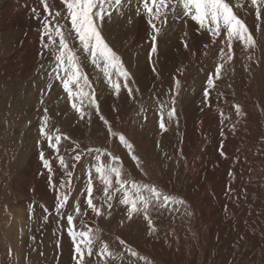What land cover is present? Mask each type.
I'll return each mask as SVG.
<instances>
[{"label": "rangeland", "instance_id": "374dc122", "mask_svg": "<svg viewBox=\"0 0 264 264\" xmlns=\"http://www.w3.org/2000/svg\"><path fill=\"white\" fill-rule=\"evenodd\" d=\"M9 1L0 0V264H78L76 241L65 218L77 201L100 241L109 251L122 253L116 259L99 257L98 244L97 254L85 257L89 264H264V8L258 20L251 0H226L249 28L255 45L233 40V58L225 60L229 49L223 31L224 38L214 39L190 17L177 18L170 11L166 23L157 21L161 31L153 41L142 8L143 27L132 30L138 0H125L105 18L101 34L129 77L125 81L113 72L110 80L101 70L103 64L93 65L74 42L71 46L78 49L89 81L84 89L88 97L81 103L68 96L53 74V56L43 47L47 37L41 39L46 13L40 0H16L17 11L6 15V27L3 13ZM48 2L53 13L61 11V0ZM61 22L70 27V21ZM192 31H198L199 38L192 37L186 52L181 51ZM31 37L36 39L34 62L5 71L1 65L24 50ZM221 63L216 87L206 98L207 79ZM114 83L120 84L119 90ZM30 87L34 98L26 100ZM173 108L175 115L169 117ZM161 117L166 130L159 127ZM42 127L53 137L62 135L59 154L49 148ZM121 135L127 144L120 141ZM97 148L103 163L119 164L122 178L172 197L166 206L150 208L151 225L143 213L128 219L130 205L121 203L123 194L115 191L110 202L102 191H94V202L103 206L100 215L87 208L89 172L94 188L103 187L95 173ZM76 154L80 161L74 160ZM58 155L64 156L67 169ZM19 178L24 184L17 183ZM112 179L115 186V176ZM62 194L69 200L58 214ZM14 222L23 226L13 231ZM76 226L79 229V217ZM129 247L138 255L132 256Z\"/></svg>", "mask_w": 264, "mask_h": 264}, {"label": "snow or ice", "instance_id": "6c2138e0", "mask_svg": "<svg viewBox=\"0 0 264 264\" xmlns=\"http://www.w3.org/2000/svg\"><path fill=\"white\" fill-rule=\"evenodd\" d=\"M43 5L46 15L41 19L40 13L33 9L35 17L41 19L42 22V37H47V42L43 44V47L48 48L54 59L53 74L57 80L63 84L64 90L68 96L72 99L79 98L81 103L88 97V93L84 90L85 86L89 85L87 75L82 72L80 56L77 55V48L71 46L74 42L78 41L80 48L83 52L88 53L91 58V63L97 67L103 64L102 71L105 76L111 80L112 73L115 72L117 77H124L127 81L129 72L124 68L123 62L120 57L109 47L105 38L101 34L102 24L105 18H110L114 11L121 8L125 0H61V11L50 10L48 0H40ZM251 4L255 6L256 18L259 20L261 16V9L264 8V0H251ZM181 8V11L177 12V7ZM142 14L147 17V22L153 29V41H156L161 28L158 26L157 21L161 24L167 22L168 13L171 11L175 13L177 18L190 17V19L196 22L202 29H207L215 39L221 36L222 31L226 33V43L229 51L224 54L223 59L231 60L233 55L231 53L232 41L237 40L243 42L246 47H253L255 41L253 36L242 19L233 12V8L226 0H138L137 15ZM62 12L64 13L62 15ZM51 17V19H49ZM70 21V27L61 21ZM221 38H224L221 36ZM187 47V43L184 45ZM151 53H157V47L155 44L151 47ZM223 68V63L219 64L214 74L207 79V88L204 96L207 98L210 96L211 89L215 88V79L220 77ZM179 87V81L176 82ZM73 86H75V91ZM113 87L117 90L120 89L119 83H114ZM124 87H127L125 83ZM51 88V84L49 85ZM131 92V89H128ZM90 103H95L94 99L89 98ZM73 108L77 111H81L78 108L77 103L72 104ZM98 109V105H97ZM236 111L239 113L240 106H235ZM175 115V109L173 108L168 116ZM83 116V113H82ZM47 120V118H45ZM159 127L166 130L165 121L163 117L160 119ZM234 127V126H233ZM59 130H57L58 132ZM41 133L45 136L49 148L55 151L57 154L61 152V140L62 135H50L45 127L41 128ZM63 139H68L66 136ZM120 141L127 144L128 141L123 135L120 136ZM76 148L80 145L76 144ZM92 149H89V154L92 153ZM95 173L99 175L102 189L94 188L91 172H89V179L86 184V205L92 212L100 215L102 213V205L94 202V191H102L107 201H111L112 191L122 193L121 203L130 205L128 211V219H131L134 213H143L146 219L149 220L151 225V219L149 217L150 208H156L159 206H166V203L172 200L169 195H163L156 187L151 185H141L137 182L129 181L122 178L123 171L119 164L106 165L101 161V149H95ZM223 154V151H222ZM111 156V153H107ZM81 155L76 154L74 156L75 161L81 160ZM41 159L44 160V165L48 169L49 173L53 171L49 160L44 158L41 153ZM59 163L62 167L67 169L69 165L66 163L64 156L58 155ZM114 161H118L119 158L112 157ZM71 176L72 172H68ZM113 176L116 178V185H113ZM129 185L131 190H129ZM147 190V194H144V190ZM69 200L67 194H62L60 197V203L57 208V213L60 214L61 210L65 209L66 202ZM180 204H184L183 200L178 201ZM108 207L111 208V203H108ZM87 213L81 210L80 203L77 201L75 204L74 212L66 215V221L68 225V232L76 241L75 252L78 264H89V261L85 257L91 258L94 254H97L102 258L116 259L122 256V253H116L109 251V245L102 243L98 235L94 233L93 228L87 224L85 217ZM79 217V229H77L76 221ZM154 227V226H153ZM119 239V237L117 238ZM121 245L125 244L124 240L119 241ZM128 250L132 256H137L138 253L132 251L129 247ZM140 259L145 260L146 257L141 256Z\"/></svg>", "mask_w": 264, "mask_h": 264}, {"label": "bare ground", "instance_id": "6f19581e", "mask_svg": "<svg viewBox=\"0 0 264 264\" xmlns=\"http://www.w3.org/2000/svg\"><path fill=\"white\" fill-rule=\"evenodd\" d=\"M10 5H12V8H10ZM15 11H17V5H16V0H11V1H9V5L6 7V9H5V12L3 13V18H4V25L6 26V27H8L9 25H7V17H6V15H9V14H13V12H15ZM236 14V13H235ZM137 16V14H135V16L134 15H132V24H133V26H132V30L133 31H137V29H139V27H140V25H141V22L143 21V19L141 18V16L139 15L138 16V18L136 17ZM140 18V19H139ZM144 18V17H143ZM263 23V22H262ZM11 24H15L14 22H11ZM10 24V25H11ZM138 25H139V27H138ZM4 26V27H5ZM131 26V25H130ZM142 26V25H141ZM196 26H198V24L196 23ZM143 27V26H142ZM142 29V28H141ZM145 29V28H144ZM185 29V28H184ZM183 29V30H184ZM141 32H142V30H141ZM193 32V31H192ZM133 33V32H132ZM261 33V32H260ZM39 36H41V35H39ZM191 36V37H190ZM199 36H200V34H199V32L198 31H195V32H193V34L192 35H188L187 36V39L183 42V44H185V43H189L190 42V39L193 37V38H199ZM165 39V38H164ZM195 40V39H194ZM196 41V40H195ZM194 41V42H195ZM24 42V41H23ZM22 42V43H23ZM36 39H32V37H31V41L29 40V41H27L26 42V47H25V49L24 50H22V51H19V54H16V56H13V58H8V62L7 63H4V64H2L1 66H2V68L5 70V71H7V70H10V71H12V68H13V66L15 65V64H18V65H22L23 67H26L31 61L32 62H34L31 58H32V51L33 50H35V47H36ZM182 44V47L180 48V50L181 51H185L186 52V49H185V46ZM184 47V48H183ZM23 53H25V55L22 57V55H23ZM19 57H21V59L20 60H18V58ZM16 62H15V61ZM5 62V61H4ZM188 62V61H187ZM192 62V61H191ZM155 64V63H154ZM184 80V79H183ZM86 87H88V86H86ZM56 89V88H55ZM37 91V90H36ZM29 98V100H32L33 98H34V96L32 95L31 96V87H30V89H28V90H26V97H25V99L27 100ZM42 101V100H41ZM43 109H44V107H43ZM263 110V109H262ZM84 112V111H83ZM22 113V112H21ZM1 114V113H0ZM20 114V113H19ZM72 115V114H71ZM70 115V116H71ZM100 115V114H99ZM69 116V117H70ZM102 116V115H101ZM20 117H21V115H20ZM102 118V117H101ZM78 120H80L79 118H77ZM70 120V119H69ZM68 120V122H67V124H69V121ZM116 120V119H115ZM108 121V120H107ZM117 121V120H116ZM82 122V121H81ZM84 122V121H83ZM94 123V122H93ZM91 125V124H90ZM203 142V141H202ZM147 145V144H146ZM146 148H148V146H146ZM154 148V147H153ZM153 148H152V145H151V147H150V149L148 148V150H147V152H148V154L149 153H152L153 152ZM160 151H161V149H160ZM160 151H159V153H160ZM153 155V154H152ZM149 157H150V155H149ZM154 158V157H153ZM156 160V159H155ZM151 162H152V157H151ZM157 162V161H156ZM155 162V163H156ZM153 163V162H152ZM161 170V169H160ZM189 171V170H188ZM165 173V172H164ZM26 174H32V171H30V170H26ZM16 179H17V176H16ZM16 179H15V182H16ZM20 180L19 181H17V183H19V185H22V184H24L23 183V180H21V178H19ZM25 182V181H24ZM17 183H16V186H17ZM27 183V182H26ZM21 216V215H20ZM25 217H26V215L25 216H22V220L23 221H25ZM23 221H21V222H23ZM19 226H23V225H21V223L20 222H14V223H12V225H11V227H12V229H13V231H18V229H19ZM13 231H12V234H13V236H15V234L16 233H13ZM193 231V230H192ZM194 232V231H193ZM195 233V232H194ZM200 234V233H199ZM11 237V236H10ZM184 250V249H183ZM36 264V263H35Z\"/></svg>", "mask_w": 264, "mask_h": 264}]
</instances>
